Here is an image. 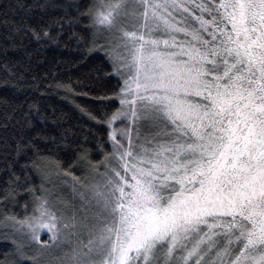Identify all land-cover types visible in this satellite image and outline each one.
<instances>
[{"label":"snow or ice","instance_id":"obj_1","mask_svg":"<svg viewBox=\"0 0 264 264\" xmlns=\"http://www.w3.org/2000/svg\"><path fill=\"white\" fill-rule=\"evenodd\" d=\"M90 18L120 81L114 111L81 108L107 131L96 179L59 215L41 193L5 219L75 239L68 264H264V0H98Z\"/></svg>","mask_w":264,"mask_h":264},{"label":"trees","instance_id":"obj_2","mask_svg":"<svg viewBox=\"0 0 264 264\" xmlns=\"http://www.w3.org/2000/svg\"><path fill=\"white\" fill-rule=\"evenodd\" d=\"M94 6V0H0V197L9 193L0 200V264H34L33 257L63 264L21 250L10 228H22L5 217H30L41 193L51 198L63 189L74 196L93 172L89 164L98 165L109 147L105 127L81 111L99 116L119 106L120 81L107 55L112 37L93 27Z\"/></svg>","mask_w":264,"mask_h":264},{"label":"rangeland","instance_id":"obj_3","mask_svg":"<svg viewBox=\"0 0 264 264\" xmlns=\"http://www.w3.org/2000/svg\"><path fill=\"white\" fill-rule=\"evenodd\" d=\"M94 2H95V6H94L93 11L95 10L97 6L98 0H94ZM98 27L102 28V26H98ZM103 171L104 170H102L101 172ZM95 179H96L95 174L92 172V174H89V177H87L86 181L88 183L89 181L92 182ZM79 189L80 188L78 187L77 192L74 193L75 194L74 196L72 193L70 194L68 190L62 189V190L55 191V194H51L50 196L51 198L47 197L48 201L49 200H52V202L56 201L55 205L54 203L52 204V202L49 201L50 204L54 205V206H51V205L49 206L52 207L53 211H56L57 215L60 214V211L70 210L74 204L79 203V196H78ZM35 209L36 207H34L30 217L38 215V212H36ZM18 226L21 227L20 225ZM21 228L22 230L18 228H16L15 230H12V227L10 228L14 237L16 238L18 236L17 237V240H19L18 245L21 247V250H23L22 248H24V250L27 251L28 253L29 252L36 253L38 259L42 261L48 260L46 258L47 256L48 257L55 256L59 260L57 261L58 263L63 262V264H68V259L72 253V249L76 247L75 239H72L71 241H69L65 239V233L61 232L57 240H52L51 239L52 233L48 232L47 229H43L38 233L40 239H39V242H37L31 239V231L28 229L27 225H24ZM45 242L48 244L47 248L42 247V245Z\"/></svg>","mask_w":264,"mask_h":264}]
</instances>
